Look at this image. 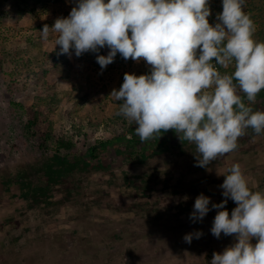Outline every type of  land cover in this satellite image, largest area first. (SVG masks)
<instances>
[{"label": "rangeland", "instance_id": "obj_1", "mask_svg": "<svg viewBox=\"0 0 264 264\" xmlns=\"http://www.w3.org/2000/svg\"><path fill=\"white\" fill-rule=\"evenodd\" d=\"M75 5L76 0H0V264H210L213 252L235 242L234 235L217 239L210 231L217 212L211 204L224 199L223 174L238 163L249 188L264 192V131L246 129L237 148L208 170L195 166V144L174 130L161 133L157 144L131 141L136 125L116 115L120 102L109 94L126 72L146 74L150 66L117 53L101 71L96 53L58 56L56 34L50 30L43 39L40 31ZM243 10L254 22L253 38L264 42V0H245ZM210 12L214 24L222 0ZM107 52L105 46L99 54ZM237 94L245 95L239 89ZM258 101L253 110H264V100ZM61 137L73 142L61 154L106 167L73 172L76 178L53 184L46 199L24 197L20 180L42 185L46 177L38 167ZM100 140L110 141L94 152L96 159L88 157L87 148ZM201 193L210 198V211L193 222L189 214ZM234 207L228 199L229 217ZM196 230L203 235L186 243L183 236Z\"/></svg>", "mask_w": 264, "mask_h": 264}, {"label": "clouds", "instance_id": "obj_2", "mask_svg": "<svg viewBox=\"0 0 264 264\" xmlns=\"http://www.w3.org/2000/svg\"><path fill=\"white\" fill-rule=\"evenodd\" d=\"M244 4L222 0V12L210 24L209 0H76L67 17L44 25L40 34L43 39L50 30L56 34L58 56L96 53L101 71L117 53L125 61H145L148 73L126 72L119 89L110 92L120 102L116 115L136 125L141 142L174 130L180 140L195 144V166L208 170L237 148L246 129L264 131V110L251 107L264 90V42L253 38L256 28ZM105 46L107 55H100ZM216 65L233 71L221 74ZM223 175L224 199L211 204L217 212L210 231L217 239L234 235L235 242L213 252L210 264H264V192L249 188L238 163ZM228 199L236 204L230 217ZM209 204L199 194L189 219L202 221ZM202 235L196 230L183 239L190 244Z\"/></svg>", "mask_w": 264, "mask_h": 264}, {"label": "trees", "instance_id": "obj_3", "mask_svg": "<svg viewBox=\"0 0 264 264\" xmlns=\"http://www.w3.org/2000/svg\"><path fill=\"white\" fill-rule=\"evenodd\" d=\"M59 1H63V0H59ZM214 2H216V0H209V5L213 4ZM213 15L214 14L211 13V15L208 17V21L209 20L212 21ZM261 33L262 34L264 33V27ZM5 57L9 58V54L7 53L6 55H4L3 57L4 62L6 61ZM62 60L63 59L56 60L55 64L59 63ZM64 61H67V60H64ZM213 63L215 64V62ZM216 67L218 71L221 72V74H225V73L230 74L233 71L232 66H229L228 68H224L219 65H216ZM261 91H264V90H261ZM259 95L261 96L257 98L256 100L258 101V99H260L258 102H262L264 100V92H262V94L259 93ZM242 98L245 99V103L247 104L245 95ZM251 107L253 108L255 106H251ZM36 121H37V114L35 113L33 118L29 119L25 125L26 128H28V131H30V129L34 127V125L36 124ZM50 135H51L50 132H48V137H50ZM138 139L139 137L134 133L131 141H137ZM109 141L110 140H100L98 141V143L90 145L86 150L87 151L86 155L88 157H92L96 159L97 156L94 154V152L97 150L106 148L107 145L109 144ZM154 142L157 144L158 140L155 139ZM54 144H55V148L52 151L51 155L47 157L45 160H43L38 167V171H41L42 176L46 177V180L41 182L42 185L26 182L25 180H22V179L20 180L21 186L24 185V187H21V192L24 197L32 196L36 201H38V199L40 198L46 199L47 196L50 195L51 187L53 184H59L60 182L64 183V182H67V180H72L73 178H76L75 176H70L72 175L73 172L79 171L81 173L85 171L90 165L92 167H97V168L106 167V166H103V163L101 161L93 163L86 156H79V157L74 156V158L70 159L69 154L67 153L61 154L60 149L64 148L68 150L72 147L73 142L71 139L67 140L65 139V137H61L60 139L55 140ZM42 176H39V177H42ZM142 188L144 189L148 188L147 181L143 184ZM45 201L46 203L52 202V200H45Z\"/></svg>", "mask_w": 264, "mask_h": 264}]
</instances>
